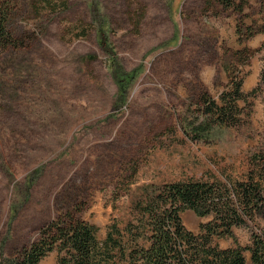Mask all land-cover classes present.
Here are the masks:
<instances>
[{
    "label": "rangeland",
    "instance_id": "1",
    "mask_svg": "<svg viewBox=\"0 0 264 264\" xmlns=\"http://www.w3.org/2000/svg\"><path fill=\"white\" fill-rule=\"evenodd\" d=\"M231 1L56 0L47 13L34 0H0V260L67 213L128 247L137 204L172 183L252 179L264 196V0ZM94 20L108 25L122 68L139 71L122 105ZM235 77L238 122L198 137L201 100L219 102ZM181 218L195 234L213 220ZM233 233L214 244L242 248L253 264L264 212Z\"/></svg>",
    "mask_w": 264,
    "mask_h": 264
},
{
    "label": "trees",
    "instance_id": "2",
    "mask_svg": "<svg viewBox=\"0 0 264 264\" xmlns=\"http://www.w3.org/2000/svg\"><path fill=\"white\" fill-rule=\"evenodd\" d=\"M231 0H223L227 6ZM62 6L64 3H59ZM47 13H55L56 0H34ZM88 6L92 8V3ZM6 10L0 6V46H6ZM96 24V42L108 55V70L117 87V103L127 101L128 91L138 70L127 72L117 61L109 40L108 25ZM78 31L75 36H83ZM92 59V57H90ZM89 59V58H88ZM238 78V79H237ZM233 88L220 101L204 97L198 109V121L191 125L198 137L207 138L212 130L238 122L239 102L245 97L243 80L232 79ZM138 225L130 227L127 245L114 240L111 231L103 241L97 229L74 213L56 217L38 231L36 239L14 255L2 257L0 264H41L56 253V264H246L242 248L222 250L214 239L233 238V228L246 225L264 212L263 186L249 179L234 185L208 182H177L152 189L137 204ZM191 211L199 218L213 217L201 233L189 231L181 214ZM76 213V212H75ZM253 264H264V242L253 237Z\"/></svg>",
    "mask_w": 264,
    "mask_h": 264
}]
</instances>
